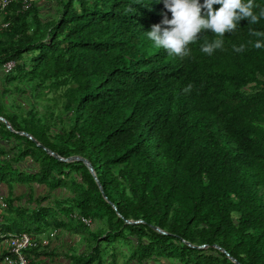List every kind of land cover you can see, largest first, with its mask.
Masks as SVG:
<instances>
[{"label": "trees", "instance_id": "16d2710c", "mask_svg": "<svg viewBox=\"0 0 264 264\" xmlns=\"http://www.w3.org/2000/svg\"><path fill=\"white\" fill-rule=\"evenodd\" d=\"M54 2L48 17L36 0L0 10V115L15 130L0 121L3 230L37 236L78 213L96 228L73 264H264V48L251 35L264 20H241L212 55L201 48L219 37L202 32L181 58L147 36L171 18L164 0ZM47 149L87 159L107 197L83 161Z\"/></svg>", "mask_w": 264, "mask_h": 264}, {"label": "clouds", "instance_id": "9594fccd", "mask_svg": "<svg viewBox=\"0 0 264 264\" xmlns=\"http://www.w3.org/2000/svg\"><path fill=\"white\" fill-rule=\"evenodd\" d=\"M164 5L171 18L165 16L161 23L154 24L147 36L156 47L181 58L190 55L189 45L195 43L202 32L210 30L219 37L201 48L203 53L212 55L223 48L225 33L234 32L241 20L246 19L250 25L264 20V8L255 11L254 0H164ZM214 5L219 7L214 8ZM251 35L258 37L253 46L264 48V33L252 31ZM233 50L243 52L245 46H234Z\"/></svg>", "mask_w": 264, "mask_h": 264}, {"label": "crops", "instance_id": "0c3cea01", "mask_svg": "<svg viewBox=\"0 0 264 264\" xmlns=\"http://www.w3.org/2000/svg\"><path fill=\"white\" fill-rule=\"evenodd\" d=\"M29 193L24 198V202L29 198ZM60 193L61 191H58L57 195L59 196ZM4 195L6 196V194ZM6 211L2 213L1 217ZM81 224L76 222L67 223L61 228H50L46 232L38 234L36 237L49 236L53 232H56L55 236L50 238V244L48 246L37 248L36 254L38 257L32 252L30 255L28 253L31 264H73V259L88 254L91 251L96 227L94 225L92 228H88L84 224ZM149 264H155V262L152 261Z\"/></svg>", "mask_w": 264, "mask_h": 264}, {"label": "built area", "instance_id": "2783aa9c", "mask_svg": "<svg viewBox=\"0 0 264 264\" xmlns=\"http://www.w3.org/2000/svg\"><path fill=\"white\" fill-rule=\"evenodd\" d=\"M12 0H0V10H4ZM16 63L10 61L4 65L3 72L5 74L10 73ZM7 210V203L2 196L0 198V251L5 252V258L2 264H31L28 251L30 249H37L41 246H48L50 244V238L55 236L56 232H53L51 235L36 237L29 233H12L5 232L1 226L2 223V213ZM72 218L76 222H80L92 228L95 224L92 218L80 215L75 213L72 215Z\"/></svg>", "mask_w": 264, "mask_h": 264}, {"label": "rangeland", "instance_id": "374dc122", "mask_svg": "<svg viewBox=\"0 0 264 264\" xmlns=\"http://www.w3.org/2000/svg\"><path fill=\"white\" fill-rule=\"evenodd\" d=\"M36 1H40L41 3V7H43V13H44V16L45 17H48L51 15L52 12H54V9H55V0H36ZM0 18H1V15H0ZM3 84L4 82L3 81H0V94L2 93V90H3ZM49 96H52V95H49ZM26 189V191H25ZM35 189H36V194L43 191V189L38 186V185H35ZM27 188L25 187H22V186H18L17 189L15 190V196H21V195H25L27 194ZM3 192V193H1ZM4 194H8V188L5 186V185H0V198L2 196L6 197ZM27 195H25L24 198H26ZM19 203H24V200H20ZM155 264H163V263H155Z\"/></svg>", "mask_w": 264, "mask_h": 264}, {"label": "water", "instance_id": "95a60500", "mask_svg": "<svg viewBox=\"0 0 264 264\" xmlns=\"http://www.w3.org/2000/svg\"><path fill=\"white\" fill-rule=\"evenodd\" d=\"M0 121L4 122L10 130L15 131V130L12 128V125L10 124V122H9L5 117H3V116L0 115ZM20 133L23 134V135L28 136L30 139H32V140H34L35 142H37V140L34 139L29 133H27V132H20ZM37 143H38V142H37ZM38 144L40 145V143H38ZM47 151H48L49 153H51L52 155H55V156H56L57 158H59L60 160L69 161V162H71V161H83V162H84V163L90 168V170L93 172V174H94V176L96 177V180H97L99 186H100L101 189H102V184L100 183V181L98 180V178H97V176H96V172H95V170H94V167L91 165V163H90L87 159H85V158H83V157H80V156H73V157H70V158H68V159H65V158H63V157H60L58 154H55V153H54L53 151H51L50 149H47ZM102 192L104 193V190H103V189H102ZM104 196L107 197L105 193H104ZM113 206H114V208L117 210V206L114 205V204H113ZM128 222H129V223H132L131 221H128ZM135 223H139V222H135ZM156 229H157L158 231H160V232L166 233L165 231H163V230L160 229L159 227H156ZM200 247H203V246H200ZM217 247H218V246H217ZM218 248H219V247H218ZM223 251L226 252L225 250H223ZM232 259H233V261L237 262L236 259H234V258H232Z\"/></svg>", "mask_w": 264, "mask_h": 264}]
</instances>
